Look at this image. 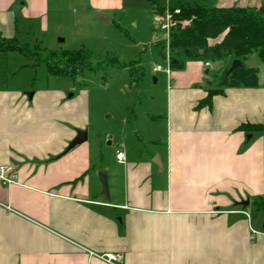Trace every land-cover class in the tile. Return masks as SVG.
Instances as JSON below:
<instances>
[{
    "label": "crops",
    "instance_id": "1",
    "mask_svg": "<svg viewBox=\"0 0 264 264\" xmlns=\"http://www.w3.org/2000/svg\"><path fill=\"white\" fill-rule=\"evenodd\" d=\"M49 10L50 0H0V44L18 41L22 25L44 32ZM12 51H0V70ZM177 60L165 100L151 96L126 113L123 141L113 138L104 150L88 132L66 151L77 128L90 124L85 91L33 88L29 96L31 87L3 83L0 72V164L17 174L16 182L0 183V264H264V211L253 205L264 196V130L239 128L264 123V73L258 86L225 87L210 107H197L233 58L217 61L218 69L209 56L182 52ZM104 254L116 258L108 262Z\"/></svg>",
    "mask_w": 264,
    "mask_h": 264
},
{
    "label": "rangeland",
    "instance_id": "2",
    "mask_svg": "<svg viewBox=\"0 0 264 264\" xmlns=\"http://www.w3.org/2000/svg\"><path fill=\"white\" fill-rule=\"evenodd\" d=\"M195 1L201 0H110L109 9L99 10L90 0H50L46 30L42 32L36 26L24 30L22 25L16 42L37 51V57L23 56L18 51L4 55L0 70L3 83L28 85L30 92L33 88L62 87L68 96L85 91L90 105V124L86 129L89 141H96L98 150H104L113 138V143L123 141L125 131L121 121L126 113L131 115L141 102L151 100V96L160 102L165 100L170 79L165 71H155V67H166L168 54L173 60L182 52L170 51L169 31L162 24L167 23L169 7L178 8L181 2L196 5ZM202 1L206 4L209 0ZM157 6L166 9L156 14ZM7 42L13 43L5 40L0 48H6ZM64 49L89 51L90 68L76 78L49 74L44 57L49 51ZM115 62L128 63L132 68L114 65ZM214 64L218 69V62ZM246 64L258 70L259 80L264 73L259 57L250 55ZM221 78L214 79L213 87Z\"/></svg>",
    "mask_w": 264,
    "mask_h": 264
},
{
    "label": "trees",
    "instance_id": "3",
    "mask_svg": "<svg viewBox=\"0 0 264 264\" xmlns=\"http://www.w3.org/2000/svg\"><path fill=\"white\" fill-rule=\"evenodd\" d=\"M177 8H169L172 13L169 47L172 53L183 52L188 56L220 61L227 56L240 59L241 68L235 69L225 78V69L219 84L207 89V95L198 103L197 107L211 106L214 95L223 93L225 87H255L258 86L257 70L247 67L245 60L252 54H256L264 62V6L249 8L245 6L210 7L207 5H183ZM157 14H162L165 8L155 7ZM210 44V40H216ZM13 41L6 43V48L0 51L18 50L24 56L37 57L38 52L32 51L26 46L16 44L17 39H5ZM4 40V41H5ZM200 50L203 53H200ZM229 50H232L229 53ZM91 53L85 49L78 50H52L44 57L43 62L51 75L69 76L76 78L91 66ZM115 60V59H114ZM174 60V58H173ZM178 60L172 62V66ZM117 66L129 67L130 64L118 62ZM132 68V67H129ZM241 130L255 132L264 130V123H243ZM257 211H264V196H259L253 202Z\"/></svg>",
    "mask_w": 264,
    "mask_h": 264
},
{
    "label": "built area",
    "instance_id": "4",
    "mask_svg": "<svg viewBox=\"0 0 264 264\" xmlns=\"http://www.w3.org/2000/svg\"><path fill=\"white\" fill-rule=\"evenodd\" d=\"M179 12H180L179 8L175 9V13H179ZM171 23H172V13L168 11L167 23L162 24V28L169 31V37H170ZM165 62H166V67H163L162 65H157L155 67V70L165 71L168 75H170L172 71V60L169 54L165 57ZM206 66L212 67L211 62L207 61ZM116 157L120 162H124L126 159L125 152L118 151L116 153ZM16 181H17V174L11 170V167L8 164H0V183L3 185H10ZM100 257L108 262H113V260H115L116 258V256L111 254H104L101 255Z\"/></svg>",
    "mask_w": 264,
    "mask_h": 264
},
{
    "label": "water",
    "instance_id": "5",
    "mask_svg": "<svg viewBox=\"0 0 264 264\" xmlns=\"http://www.w3.org/2000/svg\"><path fill=\"white\" fill-rule=\"evenodd\" d=\"M101 19L108 21V18L100 16ZM232 50H229V53H231ZM200 53H203L202 50H200ZM243 66V63L240 59H233L230 67L225 73V78L228 77L235 69L241 68ZM154 81H156V78H154ZM31 92L29 93V96H31ZM252 134H247V139H250ZM88 139V131L84 129H78L76 137L70 141L69 145L66 148V151H69L70 149L74 148L76 145L82 144ZM157 164L162 166V163L160 162L159 158L157 157L154 160ZM99 179L102 184V193L105 194L107 197L109 195V189H108V172L106 169H103L99 173ZM245 205L248 204V202H243Z\"/></svg>",
    "mask_w": 264,
    "mask_h": 264
}]
</instances>
